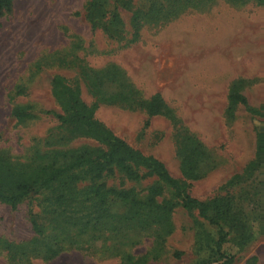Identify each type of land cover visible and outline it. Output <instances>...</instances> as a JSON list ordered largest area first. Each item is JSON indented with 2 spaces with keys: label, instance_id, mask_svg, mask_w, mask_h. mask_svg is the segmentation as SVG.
<instances>
[{
  "label": "rangeland",
  "instance_id": "1",
  "mask_svg": "<svg viewBox=\"0 0 264 264\" xmlns=\"http://www.w3.org/2000/svg\"><path fill=\"white\" fill-rule=\"evenodd\" d=\"M128 1L131 9L107 0L103 25L114 8L120 24L106 33L84 18L87 0H11L10 11L0 16V155L17 169H29L97 146L51 113L60 111L50 85L59 76L84 103L97 104L98 121L159 159L174 178H181L180 148L187 137L195 139L199 154L189 195L228 197L246 239L240 247L226 242L223 250L235 254L232 264H245L250 256L254 264H264V157L247 169L254 159V127L264 119L252 118L241 106L231 116L224 112L234 78L243 79L240 92L251 107L264 101V0ZM132 11L139 22L134 42L129 41ZM155 91L173 120L146 116L141 101ZM13 104L28 105L30 117L16 122L9 113ZM153 180L129 181L115 171L97 182L132 186L142 198ZM170 191L164 188L166 196ZM44 204L41 195L15 207L0 202V239L22 250L35 246L29 210L44 234H53ZM104 209L121 213L123 205L111 200ZM66 229L55 233L61 251L52 259L31 253L12 258L0 250V264H195L209 254L216 237L214 226L179 205L169 228L123 222L104 224L108 232Z\"/></svg>",
  "mask_w": 264,
  "mask_h": 264
},
{
  "label": "trees",
  "instance_id": "2",
  "mask_svg": "<svg viewBox=\"0 0 264 264\" xmlns=\"http://www.w3.org/2000/svg\"><path fill=\"white\" fill-rule=\"evenodd\" d=\"M116 1L122 7L131 9L128 0ZM106 6L107 0H87L83 16L91 27L99 26L104 32L111 33L109 28L119 25L120 19L114 8L110 21L103 25L101 19L108 12ZM10 9L11 0H0V16ZM130 21L129 41L134 42L139 34L136 11H132ZM243 83L241 78H234L229 82L225 96V114L231 116L234 109L241 106L252 118L257 116L264 119V101L257 107H251L240 92ZM50 85L52 96L60 109L59 112H51L53 116L75 134L96 141L97 146L75 152L60 163L39 164L29 169H17L0 155V202L15 207L25 199L41 195L45 201V213L50 216L54 228L53 234L45 235L37 214L29 210L27 220L36 245L29 250H22L0 239V250H4L12 258L31 253L47 261L61 251L56 234L62 233L63 228H67L66 231L74 229L77 234H85L89 230L108 232L110 230H102L104 224L121 225L123 222H130L138 227L154 224L169 228L170 215L174 207L179 205L188 212L195 211L200 218L216 228V237L211 239L209 254L195 264L234 262L235 254L223 250V244L230 242L240 247L246 236L242 231L244 225L231 212L230 199L213 196L200 200L187 191L188 181L196 178L195 159L199 150L195 139L187 137L184 147L180 148L181 178H174L159 159L132 147L98 121L94 117L97 107L95 102L84 103L78 91L66 85L59 76H53ZM141 106L147 117L163 115L170 120L174 119L171 109L157 91L142 100ZM9 113L16 122L30 117L29 106L26 104H13ZM254 140V159L247 166L249 170L254 169L264 157V124L254 127ZM115 171L129 181H137L146 176L153 177L154 180L145 187L142 198L132 186L113 188L97 182L104 174ZM83 181V184L78 185ZM165 187L171 190L167 196L164 194ZM111 200L122 203L121 213L104 209ZM126 259L130 258L126 256ZM245 264H254V257H248Z\"/></svg>",
  "mask_w": 264,
  "mask_h": 264
}]
</instances>
